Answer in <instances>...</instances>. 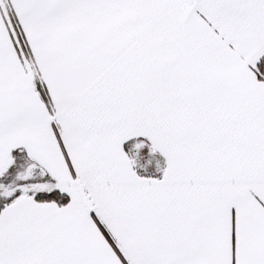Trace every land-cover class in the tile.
<instances>
[{"label": "snow or ice", "instance_id": "obj_1", "mask_svg": "<svg viewBox=\"0 0 264 264\" xmlns=\"http://www.w3.org/2000/svg\"><path fill=\"white\" fill-rule=\"evenodd\" d=\"M0 264H264V0H0Z\"/></svg>", "mask_w": 264, "mask_h": 264}]
</instances>
